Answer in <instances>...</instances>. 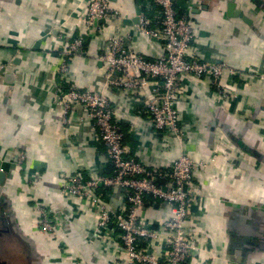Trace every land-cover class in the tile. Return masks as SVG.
I'll return each instance as SVG.
<instances>
[{
    "label": "crops",
    "instance_id": "0c3cea01",
    "mask_svg": "<svg viewBox=\"0 0 264 264\" xmlns=\"http://www.w3.org/2000/svg\"><path fill=\"white\" fill-rule=\"evenodd\" d=\"M220 1L177 0L176 7L195 30L191 57L225 64L221 86L237 98L217 104L211 78H183L186 95L177 107L186 140L180 143L151 127L136 97L108 88L100 59L111 36H130L131 51L150 60L166 58L163 44L138 29L141 14L160 28L158 4L108 0L117 18L98 21L90 32L83 21L88 0H0V162L6 173L0 264L118 262L117 237L97 234L99 212L62 193L63 175L92 178L110 168L82 106L73 105L64 123L58 96L70 89L107 95L129 129L131 154L153 171L167 172L181 154L214 164L192 181L195 200L186 225L203 250L187 264H264V0H236L250 23L230 17ZM78 37L83 52L61 75L63 50ZM110 189L109 202L102 199L119 212L122 192ZM40 206L53 210L57 232H41ZM169 210L147 201L141 216L160 228Z\"/></svg>",
    "mask_w": 264,
    "mask_h": 264
},
{
    "label": "built area",
    "instance_id": "2783aa9c",
    "mask_svg": "<svg viewBox=\"0 0 264 264\" xmlns=\"http://www.w3.org/2000/svg\"><path fill=\"white\" fill-rule=\"evenodd\" d=\"M154 1L162 10L160 28L154 29L153 22L141 14L138 29L163 44L166 58L150 60L131 51L130 36H111L100 59L108 68V88L136 97L148 114L152 128L183 143L186 136L180 126L177 107L178 101L186 95L183 78H211L217 104L232 101L237 94L221 86L223 74L228 69L225 64L191 57L195 30L187 17L179 16L174 0ZM117 15L108 0H88L83 21L91 32L98 21L108 22ZM83 49L84 42L79 37L65 47L61 75L69 72L72 57L81 55ZM58 98L64 107V123L73 105L82 106L94 122L97 139L106 148L111 164L107 173L92 178H84L81 173L65 174L61 187L63 194L85 200L99 212L97 234L106 239H118L117 264H187L195 255L201 256L202 239L187 227L186 220L195 200L194 175L212 163L196 162L181 154L167 172L153 171L131 154L129 133L117 119L107 95L70 89ZM102 188H117L122 192L121 211L114 213L102 199L98 194ZM149 198L156 205L164 204L170 209V218L160 228L152 227L141 216ZM38 211L41 232H57L59 224L53 210L40 206Z\"/></svg>",
    "mask_w": 264,
    "mask_h": 264
},
{
    "label": "water",
    "instance_id": "95a60500",
    "mask_svg": "<svg viewBox=\"0 0 264 264\" xmlns=\"http://www.w3.org/2000/svg\"><path fill=\"white\" fill-rule=\"evenodd\" d=\"M227 3L228 6V15L230 17H236V18H241L242 20H244L247 23H250L249 19L247 17L244 16L243 13L241 12H237L236 10V0H221L219 3V5L223 6V4ZM103 21V20H102ZM96 133V132H94ZM96 138L97 135L95 134ZM5 179H6V173L1 170V162H0V191H1V187L3 186V184L5 183ZM0 217H1V209H0ZM4 222H6V220L4 219Z\"/></svg>",
    "mask_w": 264,
    "mask_h": 264
},
{
    "label": "trees",
    "instance_id": "16d2710c",
    "mask_svg": "<svg viewBox=\"0 0 264 264\" xmlns=\"http://www.w3.org/2000/svg\"><path fill=\"white\" fill-rule=\"evenodd\" d=\"M154 3H155V1L154 0H152ZM174 2H175V8H176V10L178 11V13H179V16H184L183 14H182V12H180L178 9H177V7H176V2H177V0H174ZM156 4V3H155ZM161 8V7H160ZM161 12H162V10H161ZM153 27V26H152ZM144 110V109H143ZM122 126H123V129H125V130H129L128 129V127H126V126H124L123 124H121ZM110 168H111V164H110ZM110 168H109V170H110ZM98 194L105 200V201H108L109 202V200L111 199V197H112V190L110 189V188H102L99 192H98ZM148 201L149 202H154L152 199H148Z\"/></svg>",
    "mask_w": 264,
    "mask_h": 264
}]
</instances>
